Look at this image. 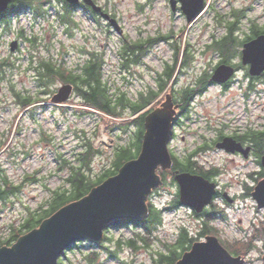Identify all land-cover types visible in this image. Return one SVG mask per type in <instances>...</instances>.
Segmentation results:
<instances>
[{
    "label": "rangeland",
    "instance_id": "374dc122",
    "mask_svg": "<svg viewBox=\"0 0 264 264\" xmlns=\"http://www.w3.org/2000/svg\"><path fill=\"white\" fill-rule=\"evenodd\" d=\"M95 1L117 22L122 35L102 17L97 21L82 5L78 8L80 10L71 13L74 25L63 23L60 20L65 12L63 0H36L35 7H41L40 15L36 16L34 8H26L16 16L11 15L8 26H0V65L10 61L15 66L0 72V192L7 189L5 179L20 187L16 194L2 197L0 202V248L15 244L18 240L13 241L12 237L16 230L24 231L23 227L31 216L50 208L56 191L69 188L67 178L70 166H81L79 155L89 143L97 151L92 171L88 172L92 179L112 170L115 153L120 146L132 142L136 131L135 125L125 128V124L139 115H145L141 154L146 117L166 105L167 96L171 97L173 107H176L174 94L180 93L181 97L182 91L195 89L205 75H214L218 67L225 65H220L222 54L216 50L221 39L228 35V27L236 22L234 12H240L241 19L234 32L238 39L233 45V55L238 54L240 40H245L254 26L264 28V0H205L206 8L191 23L187 21L181 5L172 11L169 0ZM10 9L11 5L7 12ZM157 38L160 41H155L152 46L146 44L145 54L137 63L125 64L121 51L126 42L146 43ZM14 42L18 43V47L13 52L11 45ZM178 49L180 58L184 60L187 53L188 64L185 66L184 62L181 67L179 62L171 84L136 116L130 114L128 108L120 107L122 116L116 118L85 107L83 98L75 92L65 104H56L52 98L68 83L57 79L44 90L37 81L36 68L41 61L55 60L58 65L76 69L84 66L91 55L97 54L105 62L104 79L109 96L136 101L141 92L151 88L159 90L158 78L167 67L176 65ZM231 61L240 63L237 56ZM211 85L203 97L193 101L202 117L198 124L187 120V127L193 129L192 135H187V144L179 138H171L168 149L172 161L173 155L180 154L184 146L192 149L198 144L195 133L203 135L206 141L215 138L214 130L207 131L206 126L222 129L227 125L232 129L249 126L250 121H254L255 128L260 126L263 130L264 92L246 104L237 95L236 85L226 93L215 84ZM13 89L39 98L32 110L23 111L16 102ZM261 89L264 90V85ZM47 90V94H42ZM247 118L250 121L246 122ZM176 131L181 135L185 130ZM202 142L199 140V143ZM233 147L231 150L238 149ZM209 155L219 167L224 165L229 169V174L222 180L223 191L237 199L230 206L217 202L215 212L220 218L209 226L206 238H217L224 249L242 258L245 264H264V208L258 207L254 194L246 199L238 197L242 193L237 184L240 166L233 165L229 157L221 152ZM157 174L160 179L163 177L165 185L150 194L146 218L112 223L105 229L100 245L80 241L65 256L62 255L59 264H162L160 254L167 255L168 247L178 244V225L183 229L199 225L190 213L169 210L175 194L173 179L162 167L158 168ZM262 181L264 179L260 183ZM215 190L217 192L216 185ZM152 209L160 211L161 222L153 224L149 235L143 226L150 219ZM185 236L180 242L190 249L180 251L182 255L176 264L192 251L195 244L207 243L202 238L193 245ZM189 239L195 240L196 236L192 235ZM128 240H137L138 251L126 245ZM110 252H115L116 256L111 257ZM92 259L94 262H91Z\"/></svg>",
    "mask_w": 264,
    "mask_h": 264
},
{
    "label": "water",
    "instance_id": "95a60500",
    "mask_svg": "<svg viewBox=\"0 0 264 264\" xmlns=\"http://www.w3.org/2000/svg\"><path fill=\"white\" fill-rule=\"evenodd\" d=\"M13 0H0V15L7 12ZM71 6L80 2L91 7L109 21L119 34H122L117 22L112 20L93 0H65ZM178 2L189 23L193 22L204 10L205 0H170L173 11ZM18 43L11 45L15 51ZM264 35L245 44L243 64L250 65L251 74L260 76L264 73ZM256 52L257 55H249ZM234 73L231 66L217 68L211 81L218 84L228 82ZM74 92L71 84L64 85L52 98V102L62 104L70 100ZM171 97L167 104L146 117L141 154L138 159L127 162L119 173L94 188L85 198L73 202L53 216L43 221L38 229L22 236L12 247L0 249V264H59L60 257L72 245L79 241H89L100 245L104 240V231L118 220H142L148 216L147 200L153 190L161 186L159 167L165 170L173 168L168 144L172 136L173 121L176 115ZM229 145H238L229 142ZM225 146V144H224ZM148 162L147 165L145 162ZM182 186V202L198 213L213 203L215 185L203 178L183 174L176 178ZM253 198L259 208H264V181L256 188ZM207 243H197L192 251L184 255L178 264H188L190 257L198 249L206 252L199 257L200 264H245L240 257H234L224 249L217 238H205Z\"/></svg>",
    "mask_w": 264,
    "mask_h": 264
},
{
    "label": "trees",
    "instance_id": "16d2710c",
    "mask_svg": "<svg viewBox=\"0 0 264 264\" xmlns=\"http://www.w3.org/2000/svg\"><path fill=\"white\" fill-rule=\"evenodd\" d=\"M64 1V0H63ZM65 2V1H64ZM36 0H13L11 4L10 12H7L0 16V26H8L11 22V15L19 14L21 10L26 8H34V12L36 16L42 13L41 7L36 6ZM65 12L61 15L60 20L69 25H74L75 22L71 19V13L74 8L65 2ZM86 12H90L92 16L99 21L100 18H97L98 15L92 11L90 8H85ZM233 16L236 18V22L232 23L228 27V35L221 39V44L218 46L216 51H219L222 56L232 57V54H228L231 49H233V45L237 41L238 38L234 36L235 30L238 29L236 26L241 19V13L236 11L233 13ZM257 35L260 33H264V28H257L254 26L252 29ZM159 42L160 39H153L146 43H134L131 44L129 42L125 43L121 51V55L125 64L137 63L138 60L145 54V46L148 44L152 46L154 42ZM35 42V41H32ZM180 51L178 49L176 53V65L174 67H167L165 72L161 74L158 78L159 90L149 89L147 92L139 93V98L136 101L125 100L122 97L114 99L109 96L107 93V85L104 79V68L105 62L103 58L99 55H91V58L84 64V66H78L76 69H70L65 65H58L55 60L51 62L41 61L36 68L37 71V81L38 85L41 89L48 88L51 84H54L55 80L61 79L68 84H72L75 86V93L80 95L83 98L84 106H88L92 109H95L103 114L119 118L122 116V111L119 110L120 107L123 109L128 108L130 114L133 116L139 115L141 111L151 105L159 95L164 92L167 87L171 84L174 79L177 64L180 62V66H185L187 63V53L185 52V60L180 58ZM180 58V59H179ZM188 64V63H187ZM14 64L10 61L2 62L0 65V72H3L4 68L14 69ZM1 74V73H0ZM194 89H192L193 91ZM17 104L25 110H32L33 106L37 104L39 98H34L31 95H25L21 92H16L13 89ZM47 91H43L42 94H47ZM192 93L190 90H184L182 97L190 96ZM189 98H186V101L189 103ZM33 115V112H32ZM144 118L145 115H139L133 121L125 124V128H128L131 125L136 126V131L132 138V142L128 145L120 146L117 153H115L114 159L112 160V170L106 171L101 177L97 179H92L89 175V171H92V161L95 158L97 151L93 147L92 143L87 145V148L79 155V161L81 162V166L79 167H71L70 166V176L67 178V183L69 184V188L63 191H56L54 193L53 202L50 204V208L47 210H43L41 214H36L31 216L26 225H24V231L16 230V233L13 235L12 239L18 240L22 235H25L42 224L43 221L50 218L56 212H58L63 207L71 204L73 202L79 201L86 197L95 187H98L102 183H104L111 176L116 175L120 169L132 159L137 158L140 154L141 150V140L144 134ZM261 141H264V133H261ZM35 180V179H33ZM5 183L7 185V189L0 193L1 198L16 194L20 187H16L8 182L5 179ZM1 187V186H0ZM160 211H156L155 209L151 210L150 219L145 222L144 229L147 230V233L150 235V231L152 227L156 223H160ZM139 224V223H136ZM154 224V225H153ZM209 228V226H208ZM211 231V230H210ZM137 240H128L126 245L130 247L132 250L138 251V247L136 245ZM150 241V239H149ZM184 242H178V244L172 247H168L167 255L160 254V262L162 264H176L181 258V252L190 249V247H184L182 244ZM233 254L238 255L232 251ZM111 257H115V252H110ZM239 256V255H238ZM90 259V258H89ZM91 262H94L92 259Z\"/></svg>",
    "mask_w": 264,
    "mask_h": 264
},
{
    "label": "flooded vegetation",
    "instance_id": "af4514ba",
    "mask_svg": "<svg viewBox=\"0 0 264 264\" xmlns=\"http://www.w3.org/2000/svg\"><path fill=\"white\" fill-rule=\"evenodd\" d=\"M81 5L85 8L83 3H81ZM81 5H78L77 8H74L73 12L80 10L78 8H81ZM255 34L256 33L251 30L250 35L247 36L249 41L245 42L247 38L242 40L238 54L233 55V49H231L228 54H232V57H228V55L226 57L222 56L220 65L225 64L227 66H231L234 69L233 76L228 82L223 84L213 83L211 82L213 74H207L205 75L206 77H203V79L200 80L197 85H195V89L193 91L191 88L186 89L191 91L192 94L190 96L180 97V93L174 94V104L177 108V113L173 123V140L179 138L185 145L187 144V135L191 136V131H193V129L187 127V120L198 124V121H200L202 117L196 111L197 105H193V101L196 98L203 97L204 94L207 93L208 89L212 86L211 83L222 89L223 93L232 90L233 86L236 85L237 95L239 94L246 101L244 102L246 104H249V102L253 100L254 97H259L260 94L264 92V90L261 89V85H264V73L260 76H253L250 72V65L243 64V50L245 44L251 42L260 35H264V33L257 35ZM242 47L243 50H241ZM236 56L240 60V63L238 64H235L233 61H231L232 58ZM186 98L190 99L189 103L186 101ZM193 114L195 115L194 118L191 117ZM248 121H250L249 118H247L246 122ZM253 122L254 121H250L249 126L244 125L232 129L228 128L227 125H224L222 129H213L212 126H206L204 128L207 131L214 130L216 133V136L213 140L206 141L203 135L195 133V136L198 138L196 139L198 144H196L192 149L184 146L182 151H180V154L173 155V169L166 170L168 175H171L175 187V194L173 201L170 203L171 208H169V210H183L187 213H190L191 217L195 220V223L199 225L198 227L193 228L184 227L185 230L183 227L178 225L180 234L177 239L179 241L182 240L186 234L187 235L185 238H187V240L193 245L195 242H197V240L206 238L209 229L208 226L213 224L216 218H220L215 212L217 209V202L222 201L226 205L230 206L237 199L236 197L234 198L229 196L226 191H223L224 183L222 180L224 176L229 174V169L224 165L219 167V165L215 163V160H212L209 157L210 153L221 152L229 157V160L233 165L240 166V171L238 172L239 175H237V179L239 178L237 184L242 189V193L238 194L239 198L246 199L252 196L255 193L261 179H264V141H261V133H264V127L261 131L260 126H258V129L255 128ZM177 129H184L185 131L180 135L177 133ZM199 140H203V142L199 143ZM230 141L235 142L239 148L231 150L234 147L233 145H229ZM224 142L225 146H222ZM182 174L198 176L216 185L217 192L214 196L213 203L204 208L201 213L196 212L193 208L182 202V186L181 183L176 179ZM161 179L162 184L160 188L165 185V180L163 177ZM1 200L2 199L0 197V202ZM192 235L196 236L195 240L189 239V237L192 238ZM70 250H72V248H70ZM67 252H65L63 256H65Z\"/></svg>",
    "mask_w": 264,
    "mask_h": 264
},
{
    "label": "snow or ice",
    "instance_id": "6c2138e0",
    "mask_svg": "<svg viewBox=\"0 0 264 264\" xmlns=\"http://www.w3.org/2000/svg\"><path fill=\"white\" fill-rule=\"evenodd\" d=\"M249 55L255 56L257 55L256 52H250ZM259 55H261L262 57H264V51H261L259 53ZM147 165V161L145 162ZM204 252H206L205 249H198L196 250V252L193 254V257H190L188 260V264H200V260L199 257L201 256V254H203Z\"/></svg>",
    "mask_w": 264,
    "mask_h": 264
},
{
    "label": "bare ground",
    "instance_id": "6f19581e",
    "mask_svg": "<svg viewBox=\"0 0 264 264\" xmlns=\"http://www.w3.org/2000/svg\"><path fill=\"white\" fill-rule=\"evenodd\" d=\"M205 8H206V1H205ZM247 41H249V38H247V39L245 40V42H247ZM240 42H241V44H242V40H240ZM68 250H70V249H68Z\"/></svg>",
    "mask_w": 264,
    "mask_h": 264
}]
</instances>
